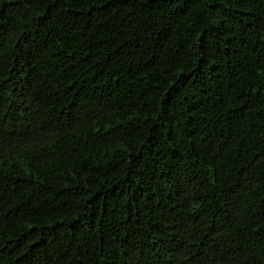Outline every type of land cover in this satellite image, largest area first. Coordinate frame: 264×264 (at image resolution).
<instances>
[{
	"label": "trees",
	"instance_id": "obj_1",
	"mask_svg": "<svg viewBox=\"0 0 264 264\" xmlns=\"http://www.w3.org/2000/svg\"><path fill=\"white\" fill-rule=\"evenodd\" d=\"M0 264H264V0H0Z\"/></svg>",
	"mask_w": 264,
	"mask_h": 264
}]
</instances>
